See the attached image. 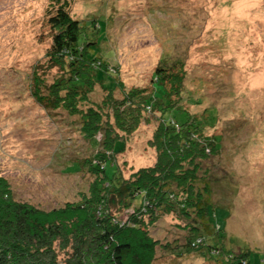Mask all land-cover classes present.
<instances>
[{"label":"rangeland","instance_id":"obj_1","mask_svg":"<svg viewBox=\"0 0 264 264\" xmlns=\"http://www.w3.org/2000/svg\"><path fill=\"white\" fill-rule=\"evenodd\" d=\"M53 6L52 0H0V174L17 198L49 209L78 200L90 177L69 173L64 164L90 153L79 116L43 107L24 83L31 66L45 61ZM69 11L83 20L107 18L102 48L114 52L128 82L116 95L128 85L149 91L156 68L175 64L185 79L173 100L195 115L218 107L207 134L222 135V147L205 169L212 173V202L225 204L213 207V221L224 225L230 215L228 251L264 253V0H70ZM96 92L100 103L105 92ZM149 122L117 154L126 175L153 163L148 141L155 115ZM178 227L173 215L159 220L157 240L182 247H159L154 264H217L211 256L181 252L188 232Z\"/></svg>","mask_w":264,"mask_h":264},{"label":"trees","instance_id":"obj_2","mask_svg":"<svg viewBox=\"0 0 264 264\" xmlns=\"http://www.w3.org/2000/svg\"><path fill=\"white\" fill-rule=\"evenodd\" d=\"M52 1L54 33L45 61L31 66L24 83L43 107L79 116L90 153L64 164L67 172L90 177L78 200L49 209L17 198L0 174V264H154L159 247H182L157 240L153 230L164 214L188 232L181 252L211 256L217 264H264V253L249 247L227 250L230 215L224 225L213 221V207L225 204L212 202V173L205 169L222 147V135L207 134L218 121V107L195 115L173 100L185 79L175 64L156 68L149 91L128 85L120 88L122 97L116 95L128 82L114 52L102 48L107 18H74L70 0ZM97 86L105 92L100 103L93 97ZM152 115L153 163L126 175L117 154L142 122L151 124Z\"/></svg>","mask_w":264,"mask_h":264}]
</instances>
